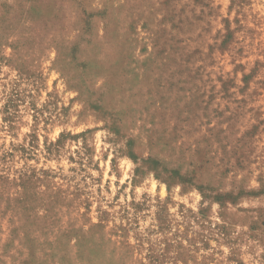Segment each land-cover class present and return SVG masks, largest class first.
Instances as JSON below:
<instances>
[{"label": "rangeland", "instance_id": "obj_1", "mask_svg": "<svg viewBox=\"0 0 264 264\" xmlns=\"http://www.w3.org/2000/svg\"><path fill=\"white\" fill-rule=\"evenodd\" d=\"M0 264H264V0H0Z\"/></svg>", "mask_w": 264, "mask_h": 264}]
</instances>
